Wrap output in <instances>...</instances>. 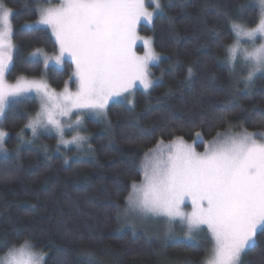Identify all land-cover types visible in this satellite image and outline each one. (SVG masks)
I'll list each match as a JSON object with an SVG mask.
<instances>
[{
  "label": "trees",
  "instance_id": "obj_1",
  "mask_svg": "<svg viewBox=\"0 0 264 264\" xmlns=\"http://www.w3.org/2000/svg\"><path fill=\"white\" fill-rule=\"evenodd\" d=\"M160 1L163 12H157L151 24L141 23L140 32L152 36L163 55L152 66L153 76L161 80L148 92L138 89L133 103H112L105 118H88L84 146L64 147L50 133L21 144L18 137L37 111V99L6 109L0 126L9 133L6 146L12 153L0 156V175L5 163L15 175L0 179V243L19 247L31 240L45 253L44 264H167L179 259L184 264L186 259L200 263L207 255L208 239L150 236L144 227H121L119 215L132 181L143 179L145 153L161 138L182 136L192 142L195 133L202 132L204 143L197 146L201 149L226 130L227 121L240 122L248 131H264V73L245 88L241 77L247 73L236 63L230 71L228 60L229 48L237 42L230 20L253 28L260 5L259 0ZM0 3L12 11V41L19 49V56L13 53L7 81L43 78L60 89L74 64L66 60L62 67L45 70L35 63L41 58L29 55L36 49L58 51L47 26L24 25L37 18V0ZM237 4L247 5L243 16L237 15ZM256 240L244 264H264V234L258 231ZM7 250L0 247V258Z\"/></svg>",
  "mask_w": 264,
  "mask_h": 264
},
{
  "label": "snow or ice",
  "instance_id": "obj_2",
  "mask_svg": "<svg viewBox=\"0 0 264 264\" xmlns=\"http://www.w3.org/2000/svg\"><path fill=\"white\" fill-rule=\"evenodd\" d=\"M148 10L146 0H64L60 7H43L37 0V23L46 25L55 37L58 52L44 56L35 63L48 69L51 63L62 65L67 57L74 70L68 82L76 85L72 91L68 82L61 92L43 79L19 78L14 84L6 80L14 66L13 53L19 49L12 41L11 9L0 13V118L5 117L11 104H21L31 99L39 101V110L31 116L26 128L33 136L39 130H55L61 144L78 147L88 137L77 131L83 127V114L107 116L109 101L115 97L131 95L141 85L153 87L149 64L159 60L150 38H141L137 27L142 20L152 23L157 12H163L160 0H151ZM259 22L245 29L234 19L230 28L237 37H247L229 48L230 71L234 70L238 51L243 54L247 75L241 77L244 87L255 82L257 73H264V42L257 43V36L264 41V0H259ZM3 6L0 5V8ZM246 4H237L238 16H243ZM143 39L144 55L134 48ZM36 49L30 53L36 57ZM28 58H25L27 61ZM192 69H188L191 75ZM238 83V82H237ZM126 98V97H125ZM131 103V102H130ZM75 114L76 119L71 120ZM64 118L71 120L65 124ZM221 120L226 117L221 115ZM77 132L71 140L64 139L65 128ZM240 128V131H233ZM145 133L142 132L141 135ZM8 133L0 129V151ZM204 143L202 132H196L191 143L182 136L165 143L161 138L156 146L145 153L151 164L142 166L143 179L132 181L127 196L124 215L141 218H162L169 225L179 222L181 231L189 238L210 233L211 247L200 264H244L243 257L256 246L257 233L264 234V131L250 132L240 122L227 121L225 131H218L207 141L203 152L196 150ZM0 179H12L15 169L3 164ZM185 201H190L191 211L186 212ZM206 226V227H205ZM6 254L0 264H44L45 253L34 251L37 247L25 240L19 247L4 241ZM264 256V249L261 250ZM184 264H194L186 259Z\"/></svg>",
  "mask_w": 264,
  "mask_h": 264
},
{
  "label": "rangeland",
  "instance_id": "obj_3",
  "mask_svg": "<svg viewBox=\"0 0 264 264\" xmlns=\"http://www.w3.org/2000/svg\"><path fill=\"white\" fill-rule=\"evenodd\" d=\"M64 2V0H47V2L45 3H41V6L43 7H53V8H57V7H60L61 4ZM149 2L151 3V0H146V4L148 6V10L149 11H152L153 8H154V5L152 4V8L149 7ZM161 3V1H160ZM162 4V3H161ZM0 5H2L3 7L0 8V13H2L3 9H9L7 7H5L4 4L0 3ZM155 16V15H154ZM11 17V16H10ZM39 20V15L37 16V18L35 20H32V21H27L25 22V26L26 27H32L33 25L37 24ZM141 23H148L147 21H144L142 20ZM141 23L138 25L137 27V33L139 35V37L141 38H150L151 41H152V46L154 48V51L155 53L160 57L159 60H155V61H152L150 64H149V73H150V78L151 80L153 81V86L156 84V82L160 81L161 80V77L160 75L159 76H153V73H152V66L155 65V64H158L163 55L158 52L155 47H154V43H153V38L152 36L150 35H145L143 33L140 32V26H141ZM10 24H11V19H10ZM39 24V23H38ZM41 25V24H40ZM0 26H2V24H0ZM43 26V25H41ZM46 26V25H45ZM246 29H249V28H246ZM237 41H239L241 44L245 43L246 41H248V38L247 37H243V36H240V37H237ZM261 42H264V41H261L260 40V37L259 35L257 36V43H261ZM234 45V44H233ZM135 52L138 54V55H144L146 49L144 48V44H143V39H139L136 41V45H135V48H134ZM35 51V50H34ZM33 51V52H34ZM58 52V51H57ZM57 52L55 54H57ZM55 54H49L47 52H45L44 50H41L40 53L38 54V56L34 57V58H41L43 59L44 56H52V55H55ZM238 55V59L236 61V64H238V66L242 68L241 71H245L247 73L248 69L247 67L243 66L245 64L244 60H243V54L241 52L238 51L237 53ZM66 60H69L67 57H65V61ZM238 62V63H237ZM65 63V62H64ZM50 65H53V66H59V67H62L64 64L62 65H57L55 64L54 62L51 63ZM49 65V66H50ZM243 72H238L236 75H240L242 74ZM260 74V73H257V75ZM247 75V74H246ZM245 74L243 76H246ZM22 78V77H21ZM23 78H26V77H23ZM27 79H37V78H27ZM40 79H43V78H40ZM7 80V79H6ZM45 80V79H43ZM46 81V80H45ZM8 82V81H7ZM16 82V81H15ZM15 82L11 83V82H8L10 84H14ZM47 82V81H46ZM68 82V80L66 81ZM48 83V82H47ZM49 84V83H48ZM50 85V84H49ZM65 85V84H64ZM64 85L60 88V89H56V88H53L51 85V88L52 89H55L57 93L61 92ZM68 86L71 88L72 91H75L76 90V85L74 87H72V82H68ZM153 87L149 88V89H144L141 85H139V83L137 84V86L132 90V94L129 95V94H125L124 96H120V97H115L112 101H109V106L114 103V102H120V101H123V102H128V103H133L134 101V96H135V92L140 89V90H143L145 92H148L152 89ZM126 97V98H125ZM38 102V108H37V111L39 110V101L37 100ZM108 106V108H109ZM36 111V112H37ZM108 111V109H107ZM35 112V113H36ZM35 114H33L32 116H34ZM105 118L104 115H96L95 113H86V114H83V121H84V124H83V127H81L80 129H78L77 131L79 132L80 135H83V136H87V133L85 131V125L87 123V120L88 118ZM2 118H0V121H1ZM76 119V116L75 114L71 117V120H75ZM71 120H69L68 118H64V123L65 124H68L71 122ZM28 123V122H27ZM0 129L6 131L5 129H3L1 126H0ZM234 131V130H233ZM7 132V131H6ZM250 132H260V131H250ZM8 133V132H7ZM42 133H50V134H54L57 136L58 138V141L60 140V137L59 135L56 133V131L53 129L51 131H47V130H44V129H41L39 130V134L36 135V136H33L32 134V131L30 128H24L22 129L20 135H19V140L21 141L20 143L23 144H27V143H34L35 139ZM77 132L75 131H72L71 129L69 128H65V134H64V139L66 140H71L72 136L73 135H76ZM9 135V133H8ZM8 135L4 138V142H3V147L7 149V152H3V151H0V156H4V155H7V154H10L12 153V150L10 151V149L6 146V139L8 138ZM186 141V140H185ZM87 141L85 142H82L80 144L79 147H82L85 145ZM165 143H168L169 141H164ZM187 142V141H186ZM191 143V142H189ZM61 144V143H60ZM207 144V143H206ZM206 144L201 148L199 149V147L196 146V150L199 151V152H203L204 151V148L206 147ZM62 146H76L78 147L76 144L72 143V144H61ZM147 163V164H151V157L149 158H145V161L143 163V165ZM185 208L184 210L186 212H189L191 211V205H190V201H185ZM127 207V204L122 208L121 210V213L119 215V219H120V224H121V227H132L134 229H139L138 227L136 226H140V227H144L148 233V235L150 236H160L162 237L163 239L165 240H176V239H184V240H188V241H197V240H200V239H208L207 241V244L209 246V248L211 247V241H210V233H201L200 235H195L194 234V237L193 238H189L187 237L182 231H181V226L179 224V222H175L171 227H172V233H169V225L168 223L166 222V220L162 219V218H141L137 215H134V214H128V215H124V209ZM206 227V226H205ZM34 251H38L36 249H34ZM180 260L179 259L178 261L179 262H172L170 264H182L180 263ZM167 263V264H169ZM194 264H200V263H194Z\"/></svg>",
  "mask_w": 264,
  "mask_h": 264
}]
</instances>
